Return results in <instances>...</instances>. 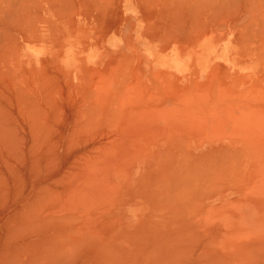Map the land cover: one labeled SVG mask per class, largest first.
Here are the masks:
<instances>
[{"label": "rangeland", "instance_id": "obj_1", "mask_svg": "<svg viewBox=\"0 0 264 264\" xmlns=\"http://www.w3.org/2000/svg\"><path fill=\"white\" fill-rule=\"evenodd\" d=\"M3 1L4 0H0V3L3 5L2 6L0 4V9L2 11H3L2 8L6 7L7 5L9 6V9L8 8L7 10L6 8L4 9V11L5 12L7 11V13L3 11L4 12V15L2 14L3 17L5 16L6 18L9 19L11 18L12 20H15L13 18H16L15 22L12 21L11 27L13 29L11 27L10 29L6 28V22H5V25L2 27V29L6 28L9 30L4 31L6 32V34L4 33L5 34L4 36H6V38L3 37L5 40L2 38L0 42V44H2V41L3 40L5 41V43L3 42L5 47L3 45L1 49L2 45L0 46L1 51L4 48H7L4 49V53L2 52V55H0L1 56L0 59H2V61L4 60L3 62L0 60V66H1L0 79L2 80V82L0 80V86L2 87L0 88V91H2L1 95L2 93L5 94L3 95L5 100L3 99V97L1 98L0 96V106H1L0 121L2 120L1 122L2 126L0 125L1 127L0 128V132H1L0 133V151H1L0 167L2 169L0 168V171L4 170L3 172H1L2 175H0V188L2 189L0 190V196H1L0 213L4 209L2 212L7 213L6 215H8L9 218L18 219V215L15 216V213L18 212L19 210L20 212H22V210L28 207V206L24 207V205L27 204L29 205L33 201L36 202V199L38 200L41 196L43 197V195H45V193L47 192V191L45 192V190L48 188H49L48 192L51 191V193L49 194H55V192L57 194L59 192V195H61L63 193L62 194L63 196H59V197L65 198L66 201V196L71 191L70 189L71 185L74 184L75 182H78L77 178H72L74 182H70L71 184L68 183L70 180V179L68 180V176H67L68 173L73 172L76 173L77 175L81 174L83 176L84 167L87 166L86 167L87 169L91 165V170L97 169L96 167L95 168L92 167V164L95 162H91V161L94 160L99 161L101 165L98 166V169L100 170L101 173L105 172L103 174L104 176L107 174L108 171H113V169H115L114 172L120 177V179L126 180V178L129 177L131 178L130 175L131 174L130 171L132 169L131 164L134 161L138 160L141 162H145L143 160L152 159L155 154H156L155 157L169 156L174 158H180L181 156L188 155L185 151L189 147H192V149L196 150L197 152V140H201L204 137L203 135L204 127L201 125L202 118L203 116H206L210 113V107H211L210 105H206L205 99H209V100H213V99L216 100L219 98H223L227 100L239 99L240 102H244L247 100H258L259 98H262L264 96V94L259 93L257 90L255 91L249 88H237V87L229 91V94H223V95L218 94L217 92L218 88L216 86H214L210 90H208V87L205 88L201 86L197 80V75L194 72H191L187 79L188 86L186 87V89H184L180 93L168 91L166 86L164 87L161 84V82L159 83L145 74L143 70L145 64L143 65L141 63V59L137 55V49L132 45V43H130L129 46L127 45L125 51H123L122 54L119 55V57H111L107 59L105 62V67L103 69L102 68L99 70L94 69L92 68V66L90 67L87 64V62H79L77 65L78 66L77 70L75 72L71 71L70 73L71 75H70L65 72V62H66L65 53L67 51L66 38L74 34L76 37L79 38L78 45H80L81 40H84L85 42L88 41L89 40L88 34L90 33V31H87L84 28V25L83 27L81 26V24L84 23L83 20L84 19L85 21L87 19L92 20L98 13H101L102 16L105 13L104 17L102 18L107 20L109 18L110 12L112 10L114 11L117 8L84 7V6L71 7L70 5L71 10H69L70 8L69 5L67 4L69 3L68 1L72 3L73 1L71 0H64V2H62L63 0H61V2L59 0H47V1L33 0L34 3L37 2V4L41 6V7L38 6L39 7L38 8L36 6L37 4H33L32 0L30 1L23 0V2H25L27 5L26 6L27 8L26 7L25 8L28 9V13L26 12L27 10H25V12L27 13V14L25 13L26 14L25 21L20 24V22H18L17 20L18 7L17 9H14V7L16 4H18L17 3L18 1L21 4H23V2H21L20 0H16L17 2H15L14 0H10V1L6 0L4 2ZM75 1L76 0H74V2ZM205 1L207 2L206 4ZM212 1L213 0H167L165 2V0H151V2H153V6L144 8L149 11H153L154 14L153 21L151 22L153 23V27H152L153 29L150 31L151 36L155 39V41L157 38L160 37L162 39V45L168 46L170 48L174 46L197 48L198 55L201 52V48L202 47L204 48V45L209 38H214L218 40L220 43L224 42L226 39L233 38L235 39V44L238 45L239 48H241L242 59L248 58L250 60H256V59L260 60L261 49L263 50L264 48V4H263L264 0L263 1L243 0L240 1L241 3L238 2V0H230V1L216 0L213 1L214 5L211 3ZM5 2L7 3L5 4ZM66 2L68 3L65 5ZM209 2L213 5V6L211 5L212 8L209 5ZM218 2L221 4L219 5ZM233 4H235L237 7L233 8L235 7V5ZM10 6H12L13 9ZM223 6L227 10L229 9L228 10L229 12H227V10L225 11L226 13L223 12L222 13L223 16H221L220 18L221 20L219 19V21H217L218 19L216 20V18L219 16H216L215 18L216 22H215L212 19L215 17L213 13L216 12L215 14L219 13L220 15H222L221 14L222 10H225L222 9ZM232 9L233 10L236 9V10L233 11ZM197 10L200 12H197ZM219 10L221 11L218 12ZM2 11H0V13ZM8 12L10 13L12 12L11 15L13 16V18L12 16L9 17L10 14L8 15V17L7 15H5L8 14ZM231 12H233V14L236 15H233ZM239 12H241L240 13L241 15L239 14ZM194 13H196V15H194ZM227 13H231V15H233L232 16L233 20L230 17L231 15ZM187 14L189 15L190 19L188 18ZM227 16L228 19L230 18L229 20L227 19ZM120 17H121L120 18L121 21L120 23H118L119 27L121 29H124L128 33L129 32L128 29H130V25L129 22L126 21L127 18L125 12L123 11V8ZM207 18L210 20L212 19L211 21L213 22V24L211 23L210 20L208 21ZM224 18L226 21L224 20ZM239 18L240 20H237ZM11 19L10 22L8 23L9 26L11 25ZM245 19L247 20V22ZM214 23H216L217 25ZM202 25L203 26L207 25L210 27L209 28L207 26L203 27ZM258 25L261 26L260 29H258L259 28ZM217 26H219L218 27L219 29L217 28ZM54 28L57 31H55ZM216 28L218 30H216ZM254 29L256 31H254ZM0 32H1L0 34H3V30ZM180 32H182L181 34L182 36L178 35L180 34ZM183 32H185L184 33L185 35L183 34ZM247 33L248 35H246ZM257 38L259 39L258 41ZM180 40H182V42ZM42 43L47 46L48 51L49 50L51 51L46 57H43L42 59H38V58L34 59L33 55L29 56V53L26 54L27 50L28 51L30 50L31 53L34 51L36 52L35 55H37V53H39L38 47H41L42 49L41 51L43 52L44 47L42 46ZM243 49L244 51H242ZM263 57L264 54L262 58ZM262 60L264 64V58ZM4 62L7 63L4 64ZM81 63L84 64L85 66H83ZM260 64H261L260 67L262 68V63ZM194 67L196 68V66L193 64L192 68ZM195 68L193 69V71H195ZM32 71L33 74L31 75ZM8 72H10L9 76L7 74ZM109 78H116L114 83L115 87L112 93L106 94V92L112 90V88L109 87H106V89L104 88V82H106L107 79ZM174 78H178V77H174ZM7 80L10 81L8 82ZM240 81L241 79L237 77L234 82L238 83ZM17 84H19L20 86ZM121 87L123 89H121ZM94 88H95L94 90L95 93H92ZM31 90L34 93H32ZM45 93L47 94V96ZM88 94L92 97H90ZM50 100L52 101V103ZM120 100L121 102L123 101L122 104H120L121 103ZM9 101H13L11 102L12 104ZM118 102L120 104V108L121 105L124 106L123 108H121V110L117 109L119 107V104H117ZM17 103L18 105H16ZM95 105H96L95 107L96 109L93 107ZM18 107L19 108L22 107V108L18 109ZM93 108L95 111L93 110L92 113L90 110H92ZM98 109L99 112L97 111ZM36 110H41V111H36ZM18 112H22V113H18ZM94 112H98V113L95 114ZM242 112H248V111L247 110L243 111L242 109L240 111H236L235 117H241ZM42 113L45 114L46 116L43 115ZM35 114H38L39 117ZM39 114L43 115L41 117L42 119H40L41 115ZM90 115H92L93 117ZM109 115L110 116L113 115V117L111 118ZM37 119H39L40 121ZM241 119L243 121L245 120L243 118ZM34 121L35 123H33ZM81 121L84 123H82ZM38 122L42 123L44 128ZM31 126L34 127L31 128ZM11 128L13 129V132ZM30 129H33L32 130L33 132ZM52 129L53 131L50 132ZM86 129L87 131H85ZM15 130H17L18 133H16ZM53 132L54 135H52ZM12 134L13 137L11 138L10 136H12ZM59 137L61 139H59ZM1 141L4 142L2 143ZM177 143L179 145H176ZM156 147H164V148L169 147L173 150L162 151V152L159 151L160 153L159 154L157 151H154L153 149ZM181 148L184 150H182ZM50 152L53 153L51 154ZM164 168L165 166H146L143 173H147L148 176L151 177L162 178ZM180 168L182 173L181 177H183L182 179L197 180V167H180ZM263 171H264L263 167H260L257 169L256 173L250 175L248 168L242 167L239 169V177L243 180H249V179L257 180L259 178V174L261 175ZM92 173L93 171H91V174ZM89 175L90 172L87 171V173L84 175L85 177L84 179L87 181H83V182L90 183L91 179H89L90 178ZM93 175H98V174L94 173ZM82 176L79 179L80 181H82L81 180ZM32 177H34V179H32ZM66 180L68 181L65 182ZM6 182H8L9 186H7L8 184H6L5 186ZM67 183L70 184V186ZM117 183L121 184L120 182ZM165 183L166 185H170L171 183L170 187H172L173 184L172 182H169V184H167L168 182ZM165 183H162V185L161 183L140 184L141 191L138 193V195H147L148 196L147 201L149 203L157 205V208H155L156 207L155 205L149 208V211L152 214L150 218L156 217L158 219L159 217H161V215H156V214L162 213L165 210V208L167 210H165L164 212H168L170 214H177L181 210L189 209L188 211L186 210L187 212L186 214L192 217L195 222H197V219L201 218V216L199 215L200 210L197 211V209L199 208L197 203H199L200 200H202V197L207 196L209 194L208 190L202 189L201 186L204 184L195 183L194 186L195 188H193L192 183H189L191 184V186L189 187L190 188L189 191H187L189 196L187 195V197H183L182 199H180L183 201L182 203L180 200L176 198L169 197V198H163L161 200V199H156L154 197V195L167 196L168 194L167 192H169L168 191L169 189H165V187L167 188L169 186L163 187ZM135 184H137V182ZM176 184L178 183H175V185ZM206 185L208 186V184ZM43 187L44 189L46 187L47 188L44 190L42 189ZM41 189L44 191H42ZM57 189H59V191ZM67 189L69 190L68 192ZM178 190L180 189H177L176 191ZM186 190L183 191L180 190L179 192L181 195L185 196L186 194L184 191ZM65 191L66 193H64ZM160 191H164L166 194H164V192H162L163 193L162 194L160 193ZM171 192L174 193L175 191L173 190ZM171 192H169L168 195H171L170 194ZM179 192H177L178 195H180ZM177 193H175V195ZM14 194H16L15 198L13 196ZM17 194L20 195V198ZM2 196H4L3 199ZM170 200L172 202H170ZM167 205H171V206L169 207ZM158 206H160V208ZM170 208L172 209L173 212L170 210ZM138 209L141 210V208ZM124 213L127 220L129 218L130 221L134 220V214H136L135 211L130 212L128 209L127 210L125 209L123 214ZM145 217H147V215H145ZM261 217L264 218V216ZM174 225L176 224H173V226ZM219 233L220 232H213V235L211 233V236L204 235L207 236L208 238L202 236V234H197L194 238L195 240L188 239V241H184V243L187 242L186 244H188L187 246L186 244H184V246L187 248L186 254L187 251L189 253V249L190 251L193 252L201 247L200 250L199 249L197 250V264L202 260V257L204 258V260L219 259L218 256H220V254L217 249L218 237L220 235ZM200 236H202L203 238L202 243L199 242V240L202 239ZM197 239L199 243L197 242ZM189 240L190 243L193 242L190 245H189ZM206 242H209V244ZM207 244L211 246L213 245L214 247L213 246L212 247L214 249L216 248V250H214L210 246L208 248ZM196 245H198L199 247ZM184 246L179 247L176 250V254L181 253L180 255L177 254L179 259L180 256L183 255L182 253L185 254V252H183V250H185V248H183ZM191 247L194 248V250ZM207 249H210V251ZM203 251L204 254L202 253ZM214 251L216 254H213ZM194 253L195 252L191 254V258L192 256L194 257ZM176 254H174V256ZM198 255L199 256L201 255V257L198 258ZM214 256L215 258H213ZM178 257L177 256L174 257L176 261L178 260L177 259ZM189 257L190 255L186 257V259L189 260L188 262H190L191 259V258L189 259ZM186 259L185 261H187ZM181 260L183 261L184 257H182L179 260L180 261L179 263H181ZM188 262L183 261V264L185 263L188 264Z\"/></svg>", "mask_w": 264, "mask_h": 264}, {"label": "bare ground", "instance_id": "obj_2", "mask_svg": "<svg viewBox=\"0 0 264 264\" xmlns=\"http://www.w3.org/2000/svg\"><path fill=\"white\" fill-rule=\"evenodd\" d=\"M6 1V0H4ZM3 1V2H4ZM10 1V0H9ZM15 2H17L16 0H14ZM13 1V2H14ZM21 2H23V0H20ZM30 1V0H29ZM33 1V0H32ZM31 1V3H32ZM47 1V0H45ZM61 2V0H59ZM73 1V0H71ZM91 1V0H90ZM97 1V0H96ZM99 1V0H98ZM167 0H165L166 2ZM216 1V0H213ZM213 1L211 2L213 4ZM230 1V0H229ZM243 1V0H238V2ZM256 1V0H255ZM263 1V0H262ZM27 2V1H26ZM64 2V0L62 1ZM70 2V1H68ZM66 2L65 5L68 3ZM77 2V1H76ZM203 2V1H202ZM228 2V1H227ZM235 2V1H234ZM264 2V1H263ZM7 2H5L6 4ZM12 3V2H11ZM20 3V2H17ZM25 3V2H23ZM28 3V2H27ZM40 3V2H39ZM79 3V1H78ZM100 3V2H99ZM164 3V2H163ZM162 3V4H163ZM207 2L205 1V4ZM209 2V5L211 6V4ZM241 3V2H240ZM253 3V2H252ZM1 4V3H0ZM14 4V3H13ZM21 4V3H20ZM19 4V5H20ZM33 4H37V2ZM64 4V3H63ZM69 4V3H68ZM75 4V3H74ZM203 4V3H202ZM201 4V6H202ZM218 4L220 5L221 3L218 2ZM225 4V3H224ZM237 4V3H236ZM247 4V2H246ZM264 4V3H263ZM2 5V4H1ZM23 4H21L20 6H22ZM63 5V6H65ZM72 5V3L70 4ZM69 5V8H70ZM159 5V4H158ZM214 5V4H213ZM212 5V6H213ZM235 5V4H233ZM255 5V4H254ZM252 5V6H254ZM3 6V5H2ZM26 3L25 5H23V7H26ZM37 7H41L39 4L36 5ZM61 6V4H60ZM145 6V5H144ZM211 6V8H212ZM222 6V5H221ZM231 6V3H230ZM246 6V5H245ZM249 6V5H248ZM258 6V5H256ZM12 7V6H10ZM17 4L15 5L14 9H17ZM38 7V8H39ZM68 7V6H67ZM72 7V6H71ZM93 7V6H92ZM237 6L235 5L236 8ZM2 8V7H1ZM7 8L9 9V6L7 5L6 7L2 8L3 11L4 9ZM20 8V7H19ZM22 8V7H21ZM27 8V7H26ZM26 12L28 13V9ZM209 8V7H208ZM222 8V7H221ZM11 9V8H10ZM13 9V7H12ZM68 9V8H67ZM73 9V8H72ZM77 9V8H76ZM201 9V8H200ZM207 9V8H206ZM215 9V8H214ZM221 14L223 12H225L227 9L223 6ZM255 9V8H254ZM18 10V9H17ZM66 10V8H65ZM71 10V8L69 9ZM229 10V9H228ZM227 10V12H229ZM233 10V9H232ZM236 10V9H234ZM233 10V11H234ZM0 11H2L0 9ZM0 13V25H1V30H3V34H0V42L2 40V38H6V36H4L6 34V30H9L10 27L12 26V21L15 22L16 18H13V16L11 15L10 12H8L9 17L12 16L13 19L11 18V25L9 26V22L10 19L7 18L4 15V12ZM13 11V10H12ZM21 11V10H18ZM53 11V10H52ZM64 11V10H63ZM113 11V10H112ZM111 11V12H112ZM204 11V10H203ZM202 11V12H203ZM221 10H219L218 12H220ZM255 11V10H254ZM15 12V10H14ZM25 12V13H26ZM76 12V11H75ZM197 12H200L197 10ZM252 12V11H251ZM257 12V11H256ZM7 13V11L5 12ZM19 13V12H18ZM23 14L26 16V14H24V10L23 12H20V14ZM113 13V12H112ZM205 13V12H204ZM213 13V12H212ZM216 12H214L213 14L215 15L214 18H212L215 22L216 20L219 21V19L221 18L222 15H220L219 13L215 14ZM226 13V12H225ZM224 13V14H225ZM233 14V12H231ZM231 13H227L229 15H231ZM235 13V12H234ZM238 13V11H237ZM241 12H239L240 14ZM248 13V12H247ZM246 13V14H247ZM260 13V12H259ZM3 14V15H2ZM190 14V13H189ZM212 14V15H213ZM244 14V13H243ZM249 14V13H248ZM14 15V13H13ZM69 15V14H67ZM105 15V13H104ZM188 15V14H187ZM191 15V14H190ZM194 15H196V13H194ZM211 15V16H212ZM236 15V14H233ZM231 15L230 17L232 18ZM241 15V14H240ZM199 16V15H197ZM203 16V14H202ZM205 16V15H204ZM216 16H219L216 18ZM226 16V15H225ZM224 16V17H225ZM257 16V15H256ZM182 17V16H181ZM210 17V16H209ZM208 17V18H209ZM213 17V16H212ZM238 17V16H237ZM252 17V15H251ZM189 18V15H188ZM192 18V17H191ZM207 18V19H208ZM216 18V20H215ZM244 18V17H243ZM248 18V17H247ZM250 18V17H249ZM35 19V18H34ZM190 19V18H189ZM200 19V18H199ZM206 19V20H207ZM211 19V20H212ZM223 19V18H222ZM228 19V16H227ZM230 19V18H229ZM228 19V20H229ZM18 20V17H17ZM49 20V19H48ZM194 20V19H193ZM210 19H208L209 21ZM210 20V21H211ZM221 20V19H220ZM225 20V18H224ZM233 20V18H232ZM237 20H240L237 19ZM246 20V19H245ZM33 21V20H32ZM183 21V20H182ZM198 21V20H197ZM226 21V20H225ZM224 21V22H225ZM231 21V20H230ZM263 21V20H261ZM6 22V28L9 29H2V27L5 25ZM17 22V21H16ZM19 22V21H18ZM22 22V21H21ZM37 22V21H36ZM193 22V21H192ZM200 22V21H199ZM202 22V20H201ZM228 22V21H227ZM243 22V21H242ZM247 22V20H246ZM245 22V23H246ZM259 22V21H258ZM182 23V22H181ZM194 23V22H193ZM210 23V22H209ZM211 23L213 24V22L211 21ZM210 23V24H211ZM221 23V22H220ZM231 23V22H230ZM241 23V22H240ZM244 23V24H245ZM252 23V22H251ZM250 23V24H251ZM260 23V22H259ZM8 24V25H7ZM31 24V23H30ZM153 24V23H152ZM151 24V25H152ZM216 24V23H214ZM227 24V23H226ZM249 24V25H250ZM150 25V26H151ZM193 25V24H192ZM217 25V24H216ZM242 25V24H241ZM252 25V24H251ZM19 26V25H18ZM203 26V25H202ZM205 27L207 25H204ZM203 26V27H204ZM224 26V25H223ZM240 26V25H239ZM259 26V25H258ZM58 27V26H57ZM170 27V26H169ZM182 27V26H181ZM201 27V26H200ZM208 28L210 26H207ZM219 26H217L218 28ZM250 27V26H249ZM253 27V26H252ZM261 26H259L258 29H260ZM263 27V26H262ZM12 28V27H11ZM15 28V27H14ZM56 28V27H55ZM54 28V30H55ZM202 28V27H201ZM216 28V30H218ZM248 28V27H247ZM251 28V27H250ZM13 29V28H12ZM11 29V30H12ZM153 29V28H152ZM173 29V27H172ZM185 29V28H184ZM194 29V28H193ZM257 29V30H258ZM178 30V29H177ZM180 30V29H179ZM246 30V29H244ZM252 30V29H251ZM30 31V30H29ZM52 31V30H51ZM57 31V30H55ZM110 31V30H109ZM168 31V30H167ZM183 31V30H182ZM242 31V30H241ZM254 31H256L254 29ZM177 32V31H176ZM213 32V31H212ZM244 32V31H243ZM246 32V31H245ZM1 33V32H0ZM5 33V34H4ZM9 33V32H8ZM169 33V32H168ZM179 33V32H178ZM185 32H183L184 34ZM215 33V32H214ZM242 33V32H241ZM177 34V33H176ZM182 32H180L181 35ZM213 34V33H212ZM260 34V33H259ZM13 35V34H12ZM33 35V34H32ZM185 35V34H184ZM248 35V33L246 34ZM251 35V34H250ZM182 36V35H181ZM187 36V35H186ZM245 36V35H244ZM258 37V36H257ZM3 38V39H4ZM12 38V37H11ZM175 38V37H174ZM183 38V37H182ZM259 38V37H258ZM257 38V41L259 40ZM18 39V38H17ZM85 39V38H84ZM97 39V37H96ZM244 39V38H243ZM5 40V39H4ZM2 41V44H0L1 49L5 43V41ZM86 40V39H85ZM176 40V39H175ZM251 40V39H250ZM182 42V40H180ZM186 41V40H185ZM256 41V40H254ZM4 42V43H3ZM16 42V41H13ZM12 42V43H13ZM177 42V41H175ZM249 42V41H248ZM258 43V42H257ZM15 44V43H14ZM199 44V43H198ZM206 44V43H205ZM246 44V43H245ZM7 45V43H6ZM10 45V44H9ZM182 45V44H181ZM257 45V44H256ZM248 46V45H247ZM246 46V47H247ZM258 46V45H257ZM5 47V45H4ZM183 47V46H182ZM181 47V48H182ZM245 47V48H246ZM249 47V46H248ZM0 49V55H2V52L4 53V48L2 51ZM60 49V48H59ZM250 49V48H249ZM6 51V50H5ZM244 51V49L242 50ZM264 51V50H263ZM17 52V51H16ZM186 53V52H185ZM8 54V53H7ZM113 54V53H112ZM262 54V52H261ZM264 54V53H263ZM4 55V54H3ZM200 56V55H199ZM199 56L197 58H199ZM245 56V55H244ZM1 57V56H0ZM3 57V56H2ZM8 57V56H7ZM201 57V56H200ZM264 58V57H263ZM6 59V58H5ZM201 59V58H200ZM2 61V59H0ZM13 60V57H12ZM107 60V59H106ZM198 60V59H197ZM4 61V60H3ZM2 61V62H3ZM9 61V58H8ZM7 61V62H8ZM7 62H4L7 63ZM45 62V61H44ZM52 62V61H51ZM83 62V61H82ZM43 63V62H42ZM54 64V63H53ZM82 64V63H81ZM45 65V64H44ZM83 66H85L84 64H82ZM3 66V65H2ZM15 66V65H14ZM164 66V65H163ZM162 66V67H163ZM1 67V66H0ZM9 68V67H8ZM83 68V67H82ZM50 69V68H49ZM205 69V68H204ZM54 70V69H53ZM94 70V69H93ZM92 70V72H93ZM196 70V69H195ZM206 70V69H205ZM8 71V70H7ZM6 71V72H7ZM21 71V70H20ZM31 71V70H30ZM84 71V70H83ZM206 72V71H205ZM208 72V71H207ZM206 72V73H207ZM8 72V76H9ZM30 73V72H29ZM37 73V72H36ZM88 73V72H87ZM86 73V75H87ZM199 73V72H198ZM33 74V71L31 73V75ZM84 74V72H83ZM98 74V73H97ZM261 74V73H260ZM6 75V74H5ZM11 75V74H10ZM30 75V76H31ZM52 75V74H51ZM204 75V74H203ZM92 76V75H91ZM158 76V75H157ZM162 76V75H160ZM48 77V76H47ZM84 77V76H83ZM198 77V76H197ZM4 78V76H3ZM8 78V77H7ZM6 78V79H7ZM24 78V77H23ZM70 78V77H69ZM152 78V77H151ZM27 79V78H26ZM32 79V78H31ZM1 80V79H0ZM4 80V79H3ZM156 80V79H155ZM8 81V80H7ZM10 81V80H9ZM8 81V82H9ZM23 81V79H22ZM32 81V80H30ZM154 81V80H153ZM185 81V80H184ZM2 82V80H1ZM5 82V81H4ZM39 82V81H38ZM69 82V81H68ZM100 82V81H99ZM158 82V81H157ZM155 82V83H157ZM176 82V81H175ZM33 83V82H31ZM12 84V83H11ZM45 84V83H44ZM65 84V83H64ZM10 85V84H8ZM15 85V84H14ZM19 85V84H17ZM27 85V82H26ZM39 85V84H38ZM60 85V84H59ZM20 86V85H19ZM160 86V85H158ZM7 87V86H6ZM13 87V86H12ZM18 87V86H17ZM40 87V86H39ZM38 87V88H39ZM99 87V86H98ZM126 87V86H125ZM171 87V86H170ZM0 88H2L0 86ZM97 88V87H95ZM93 89L92 93H95ZM100 88V87H99ZM249 88V87H248ZM5 89V88H4ZM7 89V88H6ZM75 89V88H74ZM78 89V88H77ZM85 89V88H84ZM92 89V88H91ZM121 89H123L121 87ZM120 89V90H121ZM125 89V88H124ZM9 90V88H8ZM12 90V89H11ZM20 90V89H19ZM30 90V89H29ZM41 90V89H40ZM129 90V89H128ZM32 91V90H31ZM70 91V90H69ZM98 91V90H97ZM0 91V96L1 98L5 95L4 93H2L1 95ZM6 92V91H5ZM11 92V91H10ZM18 92V91H17ZM20 92V91H19ZM78 92V90H77ZM90 92V91H88ZM119 92V91H118ZM32 93H34L32 91ZM51 93V92H50ZM49 93V94H50ZM15 94V93H14ZM46 94V93H45ZM91 94V93H90ZM125 94V93H124ZM30 95V94H29ZM38 95V94H37ZM36 95V96H37ZM43 95V94H42ZM61 95V94H60ZM89 95V94H88ZM95 95V94H94ZM120 95V94H119ZM10 96V95H9ZM15 96V95H14ZM31 96V95H30ZM47 96V94H46ZM50 96V95H49ZM90 96V95H89ZM96 96V95H95ZM92 97V96H90ZM118 97V96H117ZM125 97V96H124ZM6 98V97H5ZM60 98V97H59ZM89 98V97H88ZM126 98V97H125ZM124 98V99H125ZM2 99V100H3ZM16 99V98H15ZM46 99V98H45ZM86 99V98H85ZM116 99V98H115ZM123 99V100H124ZM1 100V101H2ZM5 100V99H4ZM8 100V99H7ZM6 100V101H7ZM47 100V99H46ZM91 100V99H90ZM34 101V100H33ZM32 101V102H33ZM51 101V100H50ZM114 101V100H113ZM112 101V102H113ZM119 101V100H118ZM10 103L13 101H9ZM48 102V101H47ZM115 102V101H114ZM121 102V100H120ZM123 102V101H122ZM122 102L120 104H122ZM126 102V101H124ZM3 103V102H2ZM19 103V102H18ZM18 103L16 105H18ZM21 103V102H20ZM36 103V102H35ZM49 103V102H48ZM47 103V104H48ZM52 103V101H51ZM76 103V102H75ZM9 104V103H8ZM7 104V105H8ZM12 104V103H11ZM115 104V103H114ZM119 104V102L117 103ZM120 104L119 107L117 108L118 110L121 108H123L124 106L121 105L120 108ZM126 104V103H125ZM124 104V105H125ZM25 105V104H24ZM49 105V104H48ZM47 105V106H48ZM97 105V104H96ZM93 106L94 108L96 107ZM210 105V104H209ZM20 106V105H19ZM113 107V106H112ZM115 107V106H114ZM1 108V106H0ZM4 108V107H3ZM2 108V109H3ZM22 108V107H21ZM18 107V109H21ZM34 108V107H33ZM88 108V107H87ZM94 108L92 110H90L91 112L94 110ZM1 109V110H2ZM5 109V108H4ZM17 109V111H18ZM36 109V108H35ZM86 109V108H85ZM96 109V108H95ZM80 110V109H79ZM82 110V109H81ZM114 110V109H113ZM116 110V109H115ZM5 111V110H4ZM10 111V110H9ZM20 111V110H19ZM22 111V110H21ZM36 111H41V110H36ZM78 111V110H77ZM88 111V109H87ZM95 111V110H94ZM99 112V109L97 110ZM3 112V111H2ZM25 112V111H23ZM28 112V111H27ZM81 112V111H80ZM98 112H94L95 114ZM120 112V111H119ZM18 113H22V112H18ZM32 113V111H31ZM52 113V112H51ZM82 113V112H81ZM84 113V112H83ZM90 113V112H88ZM93 113V112H92ZM250 113V112H249ZM24 114V113H23ZM43 114V113H42ZM85 114V113H84ZM94 114V115H95ZM111 114V113H110ZM121 114V113H120ZM119 114V116H120ZM242 114V113H241ZM29 115V114H27ZM38 116V114H35ZM41 115V114H39ZM45 115V114H43ZM40 116V119H42ZM3 116V115H2ZM20 116V115H19ZM46 116V115H45ZM92 116V115H90ZM110 116V115H109ZM23 117V115H22ZM21 117V118H22ZM39 117V116H38ZM36 117V118H38ZM93 117V116H92ZM111 118L113 117V115L110 116ZM118 117V116H117ZM26 118V117H25ZM33 118V117H31ZM48 118V117H47ZM80 118V117H79ZM24 119V118H23ZM39 120V119H37ZM44 120V119H43ZM47 120V119H46ZM88 120V119H87ZM4 121V119H3ZM40 121V120H39ZM86 121V120H85ZM111 121V120H110ZM2 120L0 121V125H1ZM43 122V121H42ZM47 122V121H46ZM82 122V121H81ZM88 122V121H87ZM112 122V121H111ZM110 122V123H111ZM10 123V122H9ZM35 123V121L33 122ZM39 123V122H38ZM84 123V122H82ZM81 123V124H82ZM89 123V122H88ZM42 125V123H39ZM90 124V123H89ZM114 124V123H113ZM15 125V124H14ZM13 125V126H14ZM31 125V124H30ZM33 125V124H32ZM60 125V124H59ZM77 125V124H76ZM2 126V125H1ZM17 126V125H16ZM35 126V125H34ZM33 126V127H34ZM43 126V125H42ZM31 126V128H33ZM37 127V125H36ZM113 127V126H112ZM1 128V127H0ZM29 128V127H28ZM41 128V127H40ZM44 128V126H43ZM51 128V127H50ZM75 128V127H74ZM85 128V127H84ZM12 129V128H11ZM20 129V127H19ZM4 130V129H3ZM10 130V129H9ZM31 131L33 129H30ZM5 131V130H4ZM3 131V132H4ZM16 133L17 130H15ZM53 129L50 131L52 132ZM55 131V130H54ZM87 131V129L85 130ZM13 132V129H12ZM33 132V131H32ZM31 132V133H32ZM70 132V131H69ZM1 133V132H0ZM8 133V131H7ZM11 133V132H9ZM37 133V132H36ZM4 134V133H3ZM15 134V132H14ZM30 134V133H29ZM6 135V132H5ZM9 135V134H8ZM17 135V134H16ZM54 135V132L53 134ZM60 135V134H59ZM27 136V135H26ZM50 136V135H49ZM62 136V135H61ZM72 136V135H71ZM11 138L13 137L10 136ZM55 137V136H54ZM70 137V135H69ZM10 138V140H11ZM19 138V137H18ZM29 138V137H28ZM50 139V138H49ZM59 139H61L59 137ZM15 140V139H14ZM37 140V139H36ZM58 140V139H57ZM84 140V139H83ZM177 140V139H176ZM23 141V140H22ZM66 141V140H65ZM178 141V140H177ZM2 142V141H1ZM4 142V141H3ZM2 142V143H3ZM13 142V141H12ZM17 142V141H15ZM14 142V145H15ZM54 142V141H52ZM179 142V141H178ZM183 142V141H182ZM186 142V141H185ZM6 143V142H5ZM50 143V142H49ZM77 143V142H76ZM175 143V142H174ZM182 144V143H181ZM227 144V143H226ZM176 145H179L178 143ZM188 145V144H186ZM185 145V146H186ZM5 146V145H4ZM22 146V144H21ZM30 146V145H29ZM54 146V145H53ZM227 146V145H226ZM50 147V146H48ZM52 147V146H51ZM182 147V145H181ZM16 148V147H15ZM47 148V147H46ZM180 148V147H179ZM3 149V148H2ZM21 149V148H20ZM41 149V148H40ZM48 149V148H47ZM56 149V148H54ZM182 149V148H181ZM222 149V148H221ZM227 149V148H226ZM229 149V148H228ZM234 149V148H231ZM238 149V148H237ZM242 148H240L241 150ZM5 150V149H4ZM184 150V149H182ZM230 150V149H229ZM236 150V149H235ZM239 150V152H240ZM7 151V150H6ZM5 151V152H6ZM35 151V150H34ZM40 151V150H39ZM53 151V150H52ZM224 151V150H223ZM242 151V150H241ZM1 152V151H0ZM14 152V151H13ZM22 152V151H21ZM182 152V151H180ZM226 152V151H225ZM249 152V149H248ZM246 152V153H248ZM51 153V152H50ZM53 153V152H52ZM51 153V154H52ZM159 153V152H158ZM187 153V152H186ZM216 153V152H214ZM213 153V154H214ZM235 153H237L235 151ZM9 154V153H8ZM11 154V153H10ZM44 154V153H43ZM160 154V153H159ZM185 154V153H184ZM238 154V153H237ZM243 154V153H242ZM165 155V154H164ZM163 155V156H164ZM220 155V153H219ZM233 155V153H232ZM239 155V154H238ZM237 155V156H238ZM245 155V153H244ZM1 156V155H0ZM6 156V155H5ZM9 156V155H8ZM216 156V154H215ZM222 156V153L220 155V157ZM226 156V155H225ZM230 156L229 158L234 159L235 156H231V154H227V157ZM243 156V155H242ZM248 156V155H247ZM39 157V156H38ZM162 157V156H160ZM169 157V156H168ZM183 156H181L182 158ZM219 157V158H220ZM233 157V158H232ZM241 157V156H240ZM250 157V154H249ZM1 158V157H0ZM214 158V157H213ZM225 158V159H226ZM243 158V157H242ZM55 159V158H53ZM161 159V158H160ZM217 159V158H216ZM238 159V157H237ZM3 160V159H2ZM15 160V159H13ZM38 160V158H37ZM180 160V159H178ZM219 160V159H218ZM227 160V159H226ZM230 160V159H229ZM228 160V161H229ZM236 160V159H235ZM30 161V160H29ZM213 161V160H212ZM217 161V160H216ZM220 161V160H219ZM232 161V160H230ZM238 161V160H237ZM236 161V162H237ZM5 162V161H4ZM35 162V160H34ZM33 162V163H34ZM38 162V161H37ZM91 162H95L92 164V167H96L97 169L91 170V165L89 166V168L86 169V167H84L83 170V176L77 175L76 173L73 172H67L68 173V180L70 182H74V180L72 178H77L78 182H75L74 184L71 185V191L70 193L66 196V201L65 198H60L59 196H63L61 193V195H59V192L56 194H49L51 193L48 192V189H44V187L42 189L45 190V195H43V197L41 196L38 200L36 199V202L33 201L32 199V203L31 204H27L24 205V207L28 206L27 208H25L24 210H22V212H20V210L18 212L15 213V216L18 215V219H12L9 218L8 215H6L7 213H4L1 211L0 213V264H183L184 262H188L189 260L186 259L187 256L190 255L189 259L191 258V254L193 252L194 253V257L192 256V258L190 259V262H188V264H197V250L196 251H190L189 249V253L187 251L186 254V247L184 246V244H186L187 242L184 243V241H188V239L190 240H195V236L197 234H202V236L204 235H209L211 236V233L213 235V232H220L219 237H218V243H217V249L219 251L220 256H218L219 259H210V260H204V258L202 257V260L198 263V264H264V218H262L260 215L258 216V214L254 211H249V210H241L240 213H242L240 217V221L239 224L236 223V226H234V228H230V229H225L226 225L225 223L222 225L224 227V229H219L215 223H214V217H215V210L211 211V206H209L210 204V200L208 199V195L202 197V200H200L199 203H197L198 205V209L197 211L200 210L199 215L201 216L200 219H197V222L194 221V219L190 216H188L186 213V210L188 211L189 209H184L181 210L180 212H178L177 214H170L168 212H164L165 210H167L165 207V210L162 212L163 214L161 215V217H159L158 219L156 218H150L152 216V214L149 211V208L152 207L153 205H155L157 208L156 204H152L149 203L147 201L148 196L147 195H137V186L138 183L135 184V178L138 175V171L140 170L139 168H136L133 166V164H131L132 169L130 171V175L131 178H126V180H122L120 179V177L114 172L115 169H113V171H108L107 174L104 176L103 173L100 172V170L98 169V166H100L101 164L99 163L98 160H94ZM205 162V161H204ZM211 162V161H210ZM224 162V161H223ZM235 162V163H236ZM239 162H241V160L239 159ZM248 162V160H247ZM246 162V163H247ZM142 163V162H141ZM179 163V162H178ZM209 163V162H208ZM215 163V162H214ZM222 163V162H221ZM242 163V162H241ZM1 164V163H0ZM36 164V162H35ZM43 164V163H42ZM46 164V163H45ZM145 164V163H144ZM169 164V163H168ZM191 164V163H190ZM204 164V163H203ZM210 164V163H209ZM217 165V163H215ZM229 164V162L227 163ZM240 164V163H239ZM248 164V163H247ZM31 165V164H30ZM39 165V164H38ZM41 165V164H40ZM170 165V164H169ZM181 165V164H180ZM189 165V164H188ZM215 165V166H216ZM232 165V164H229ZM242 165V164H240ZM1 166V165H0ZM32 166V165H31ZM34 166V165H33ZM46 166V165H45ZM179 166V165H178ZM177 166V167H178ZM183 166V165H182ZM206 166V165H205ZM218 166H219V162H218ZM220 166H222L220 164ZM225 166V163H224ZM236 166V165H234ZM24 167V166H23ZM43 167V166H42ZM170 167V166H169ZM168 167V168H169ZM175 167V166H173ZM203 167V166H202ZM200 167V168H202ZM217 167V166H216ZM237 167V166H236ZM1 168V167H0ZM30 168V167H29ZM37 168V167H36ZM171 168V167H170ZM211 168V166H210ZM223 168V167H222ZM228 168V166H227ZM230 168V167H229ZM239 168V166H238ZM2 169V168H1ZM7 169V168H6ZM177 169V168H176ZM231 169V168H230ZM237 169L234 167V170ZM8 170V169H7ZM73 170V169H72ZM107 170V169H106ZM218 170V169H217ZM4 171V170H3ZM3 171H0L3 172ZM30 171V170H29ZM87 171L90 172V178L91 181L89 182H83V181H87L84 178V175L87 173ZM91 171H93V173L91 174ZM173 171V170H171ZM177 171V170H176ZM222 171V170H221ZM226 171V170H224ZM223 171V172H224ZM232 171V169H231ZM209 172V171H208ZM214 172V171H213ZM216 172V171H215ZM239 172V170H238ZM38 173V172H37ZM94 173H97L98 175H93ZM169 173V172H168ZM179 174V169L176 172ZM219 173V172H218ZM15 174V173H14ZM21 174V173H20ZM30 174V173H29ZM177 174V175H178ZM226 174V173H225ZM225 174L223 173V175L225 176ZM228 174V173H227ZM231 174V173H230ZM228 174V176L230 175ZM238 174V173H237ZM2 175V173L0 174ZM5 175V174H3ZM47 175V173H46ZM77 175V176H76ZM171 175V174H170ZM175 175V174H174ZM218 175V174H217ZM234 175H236V172L234 173ZM17 176V175H16ZM35 176V175H34ZM60 176V175H59ZM66 176V175H65ZM66 176V177H67ZM82 176L80 181V177ZM239 176V175H237ZM22 177V176H21ZM38 177V175H37ZM70 177V178H69ZM177 177V176H176ZM179 177V175H178ZM189 177V176H188ZM194 177V176H193ZM206 177L208 178V175H206ZM217 177V176H216ZM226 177V176H225ZM5 178V177H4ZM95 178V179H92ZM167 179L165 180L166 182H168L167 184H169V181H174V179L170 180L168 179V177H166ZM183 178V177H182ZM191 178V177H190ZM219 178V177H218ZM228 178V177H227ZM18 179V178H17ZM32 179H34V177H32ZM63 179V178H62ZM198 179V178H197ZM240 179V178H239ZM238 182H241V180L243 181V179L239 180ZM10 180V179H9ZM8 180V182H9ZM68 180H66L65 182H67ZM73 180V181H72ZM164 180V179H163ZM161 181L159 183L162 182L165 183V181ZM193 179H190L187 181V183L184 182L185 185H182L180 183V177L179 180H175L177 181L178 184L175 185V181L172 182V187L171 183L170 185H166V183L163 185L164 186H169V187H165V189H169L168 191H175L174 193H170L171 195H168L169 192H167V196H157L154 195V197L156 199H163V198H176L178 200L182 199L183 197H187L188 192L189 191V187L191 186L192 182V187L195 188V181H192ZM196 180V179H194ZM201 180V179H200ZM217 180V178H216ZM76 181V180H75ZM183 181H185V179H183ZM218 181V180H217ZM216 181V182H217ZM225 181V180H224ZM235 181V180H234ZM8 182L5 183L8 184ZM64 182V183H65ZM117 182H120L121 184H118ZM145 182V181H144ZM189 182V183H188ZM194 182V183H193ZM237 182V180H236ZM245 182V180H244ZM243 182V183H244ZM248 182V181H247ZM2 183V182H1ZM4 183V182H3ZM12 183V182H11ZM19 183V182H18ZM25 183V182H24ZM67 183V184H68ZM207 183V182H206ZM212 183V182H211ZM226 183V182H224ZM26 184V183H25ZM71 184V183H70ZM70 184H68L70 186ZM189 184V185H188ZM235 184V182H234ZM239 184V183H238ZM237 184V185H238ZM13 185V184H12ZM23 185V184H22ZM30 185V184H29ZM160 185V186H161ZM188 185V186H187ZM199 185V184H197ZM212 185V184H210ZM236 185V186H237ZM4 186V187H5ZM9 186V184L7 185ZM31 186V185H30ZM159 186V187H160ZM175 186V187H174ZM177 186V187H176ZM239 186V185H238ZM244 186V184H243ZM3 188V187H2ZM21 188V187H20ZM24 188V186H23ZM173 188V189H171ZM175 188V189H174ZM205 188V187H204ZM235 188V187H234ZM260 188L264 191V180L260 183ZM41 189V190H42ZM171 189V191H170ZM177 189L180 190H186L185 192V196L180 194V190L176 191ZM220 189V188H219ZM0 190H2L0 188ZM9 190V189H8ZM42 190V191H44ZM51 190V189H50ZM59 191V189H57ZM63 190V189H62ZM162 190V187H161ZM192 190V189H191ZM236 190V189H235ZM7 191V190H6ZM5 191V193H6ZM69 190L67 189V192ZM15 192V191H14ZM53 192V193H54ZM62 192V191H61ZM164 191H160V193H162ZM180 195H178V193ZM183 192V193H184ZM208 192V191H207ZM2 193V192H1ZM39 193V192H38ZM37 193V194H38ZM43 193V194H44ZM66 193V191L64 192ZM175 193H177L175 195ZM192 193V192H191ZM8 194V192H7ZM42 194V192H41ZM147 194V193H146ZM163 194V193H162ZM164 194H166L164 192ZM190 194V192H189ZM222 194V193H221ZM2 195V194H1ZM14 194V198H15ZM18 195V194H17ZM66 195V194H65ZM159 195V194H158ZM224 195V193L222 194ZM222 195L220 197H222ZM20 198V195H18ZM36 196V195H35ZM40 196V195H39ZM189 196V195H188ZM231 196V195H230ZM233 196V195H232ZM1 197V196H0ZM4 196H2L3 199ZM17 197V196H16ZM193 197V196H192ZM38 198V197H37ZM150 198V197H149ZM153 198V199H155ZM170 198V199H171ZM196 198V197H195ZM230 198V197H229ZM28 199V198H27ZM218 199V198H217ZM232 199V198H231ZM261 199V198H260ZM238 200V199H237ZM165 201V200H164ZM176 201V200H175ZM182 203L183 201L180 200ZM232 201V200H231ZM19 202V201H18ZM156 202V201H155ZM170 202H172L170 200ZM169 202V203H170ZM174 202V201H173ZM243 202V201H242ZM245 202V201H244ZM7 203V202H6ZM168 203V204H169ZM200 203H203L202 206H200ZM151 204V205H150ZM236 204V203H234ZM5 205V204H4ZM14 205V204H13ZM18 205V204H17ZM177 205V204H176ZM181 205V204H180ZM179 205V206H180ZM233 205V204H230ZM167 206H171V205H167ZM194 206V204H193ZM213 207H215L214 205H212ZM160 208V206H158ZM181 207V206H180ZM211 207V208H210ZM229 207V206H228ZM227 207V208H228ZM138 208H141V210H139ZM175 208V207H174ZM20 209V207H19ZM125 209L129 210L130 212H136V214H134V220L130 221V218L127 220V218L125 217V213L123 214V212L125 211ZM157 210V209H156ZM162 210V209H161ZM170 210L172 211V209L170 208ZM180 210V209H179ZM138 211V213H137ZM218 211H221L218 210ZM20 212V214H19ZM173 212V211H172ZM9 213V212H8ZM18 213V214H17ZM237 213V212H236ZM259 213V212H258ZM14 214V213H13ZM12 214V215H13ZM145 215H147V217H145ZM158 215V214H157ZM11 216V215H10ZM14 216V215H13ZM198 216V214H197ZM222 216V215H221ZM236 216V215H235ZM230 217V216H229ZM16 218V217H15ZM127 220V222H126ZM159 222V223H158ZM224 222V221H223ZM173 224H176L173 226ZM233 224V223H232ZM231 224V225H232ZM235 224V223H234ZM218 225V224H217ZM240 226V227H237ZM219 227H221L219 225ZM238 233V234H237ZM215 235V233H214ZM199 236V235H198ZM197 236V237H198ZM202 236H200L202 238ZM199 237V239H200ZM207 237V236H204ZM208 238V237H207ZM210 239V237H209ZM214 239V238H213ZM189 240V245L192 244L190 243ZM203 238L201 240H199V242H203L202 241ZM216 241V238H215ZM198 242V239H197ZM198 242V243H199ZM196 243V244H198ZM209 244V242H206ZM195 244V243H194ZM207 244V245H208ZM212 244V243H210ZM214 244V243H213ZM188 244H186L187 246ZM204 245V243H203ZM215 245V244H214ZM185 248V250H183L184 253H182L183 255L180 256V259L182 257H184V260H181V263H179L180 259L178 257L177 254H181V253H177L176 254V250L179 247ZM198 246V245H196ZM202 246V244H201ZM206 246V245H205ZM212 247L211 245H208V248ZM194 247V245H193ZM199 247V246H198ZM214 247V246H213ZM212 247V248H213ZM182 248V249H183ZM192 248V247H191ZM206 248V247H204ZM194 250V248H192ZM203 249V247H202ZM214 249V248H213ZM210 251V249H207ZM216 250V248L214 249ZM182 252V251H181ZM204 254V251L202 252ZM212 253V252H211ZM174 254H176L174 256ZM213 254H216L215 251L213 252ZM186 255V256H184ZM178 257L177 261L174 257ZM201 255H198V258H200ZM215 258V256L213 257ZM185 259L187 261H185ZM209 259V256H208ZM186 264V263H185Z\"/></svg>", "mask_w": 264, "mask_h": 264}, {"label": "crops", "instance_id": "obj_3", "mask_svg": "<svg viewBox=\"0 0 264 264\" xmlns=\"http://www.w3.org/2000/svg\"><path fill=\"white\" fill-rule=\"evenodd\" d=\"M76 1L74 2L73 0L71 6L113 7L117 9L112 11L113 13L110 12L107 20L102 18L104 15L102 16L101 13H98L92 20H83L84 23L81 24V26L83 27L84 25V28L87 31H90L88 34V41L85 42L84 40H81L80 45H78L79 38L74 34L66 38L67 51L65 53V72L68 74H70L71 71L75 72L78 68V63L82 61L87 62V64L94 69H103L105 67L106 59L119 57V55L125 51L127 45L129 46L130 43H132L137 49V55L141 59V63L143 65L145 64L143 67L145 74L152 77L154 80L156 79L159 83L161 82L164 87L166 86L168 91L180 93L186 89L188 86L187 79L190 73L194 72L198 76L197 80L201 86L205 88L208 87V90L216 86L218 88V94L221 95L229 94V91L233 90L235 87H249V89L257 90L259 93L264 94V64L262 60L264 48L263 50L261 49L262 54H259L261 57L260 60H250L248 58L242 59L241 48L235 44V39H226L224 42L220 43L214 38H209L204 45V48L202 47L203 50L201 48V52L199 53L200 57L197 54V48H181L178 46L170 48L168 46H163L160 37L155 41L150 33L153 27V24L151 23L154 17L153 11L144 9L153 6L151 0ZM78 1L80 2L78 3ZM19 4L20 3L17 4L18 10L21 11H18V21L21 24L25 21V15L22 13L20 14L23 10L25 14V7H23L25 3H23L22 6ZM70 4L71 3L69 2L67 5ZM122 8L127 18L126 21H128L130 25L128 33L124 29H121L118 24L121 21L120 16ZM42 46L44 47L43 52L41 51V47H38L39 53H37V55H35L36 52L33 51L31 53L30 50V52L27 50L26 54L29 53V56L33 55L34 59H42L51 52L50 50L48 51L45 44L42 43ZM198 56L199 58H197ZM260 63H262V68L260 67ZM193 64L196 66V68L194 67L196 69L195 71H193L194 68H192ZM205 71L208 72L206 73ZM237 77L240 78L241 81L235 83L234 81ZM115 80L116 78H109L104 82L105 89L106 87L112 88V90L106 92V94H110L114 91ZM205 103L206 105L210 104L211 107L210 113L202 118L201 125L204 127V137L201 140H197V152L196 150H193L192 147H189L185 151H188V155L183 156L182 158L155 157V154L152 159L143 160L145 162L141 163V161L137 160L132 163L134 167L140 169L135 178V182L138 183L137 195L141 191L140 184L159 183L160 180L162 181L164 179L163 181H165L167 179L166 177L170 180L174 179V181L176 179L179 180L180 177L181 184H184V182L187 183L188 180L183 181L181 177L182 173L180 167H197L198 179H193L192 181L204 184L201 186L202 189L209 191V206L212 207H210L211 211L215 210V225L219 229H224L222 225L225 223L228 225L225 229H230L232 227L234 228L233 225L236 226V223L239 224V216L242 215V213H240L241 210L254 211L258 216H264V191L260 188V183L264 180V171L261 175L259 174L257 180L249 179L244 182V180L242 181L241 178L237 176L239 175L238 170L242 167H247L250 175L256 173L257 169L260 167H263L264 169V96L258 100H247L244 102H240L239 99H205ZM241 109L243 111L247 110L248 112H242L241 117H235V112L240 111ZM241 118L245 120L243 121ZM240 148H242V151ZM153 149L157 152L173 150L169 147H156ZM235 151L239 155L235 153ZM219 153L220 155L222 153L221 157ZM232 153L234 156L236 154L234 159L229 158L230 156L226 158L227 154L233 156ZM239 159L242 163L239 162ZM214 162L217 163V165ZM228 162L232 165L227 164ZM220 164L222 166H220ZM146 166H165L162 174L163 177H151L148 176L147 173H143ZM234 167L237 169L234 170ZM178 169L179 174L176 173ZM235 172L236 175H234ZM223 173H226V177ZM227 173L231 174L228 176ZM206 175H208V178ZM238 179L241 180V182H238ZM174 181L172 180L169 182ZM175 182L177 183V181ZM206 184H208V186ZM221 193H224V195ZM221 195L222 197H220ZM202 205L203 203H200V206ZM220 209L221 211H218ZM160 214L162 215L163 213ZM160 214L158 213V215ZM219 225L221 227H219Z\"/></svg>", "mask_w": 264, "mask_h": 264}]
</instances>
